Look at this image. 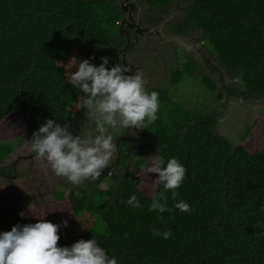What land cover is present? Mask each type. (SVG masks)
I'll return each mask as SVG.
<instances>
[{
  "label": "trees",
  "instance_id": "trees-1",
  "mask_svg": "<svg viewBox=\"0 0 264 264\" xmlns=\"http://www.w3.org/2000/svg\"><path fill=\"white\" fill-rule=\"evenodd\" d=\"M111 1L0 0V138L14 136L17 129H5L4 124L16 116L33 136L49 119L63 126L81 113L84 93L71 85L69 74L85 59L93 65L101 55L114 61L111 44L119 36V26ZM148 1L154 7L173 2ZM180 1L184 17L177 31H201L216 64L229 76H240L243 87L228 89L230 95L244 101L264 99V0ZM191 60L184 73H194ZM174 76L179 80L182 72ZM204 82L215 89L209 78ZM155 92L157 119L147 124L145 136L153 138L165 167L176 158L186 168L177 191L191 213L149 211L164 191L162 184L154 183L158 174L127 167L105 190L76 188L37 197L26 188V212L0 216V234L16 225L49 222L46 199L51 196L58 203L69 201L84 226L62 238L58 247L95 238L118 264H264V148L233 144L208 115L182 126L163 112L171 103L168 92ZM11 152V146L0 148V161ZM129 158L122 154L121 168ZM29 165L35 169L39 161L22 159L17 174ZM22 179L15 180V186ZM165 194L168 207L174 208L171 192ZM132 195L142 208L126 203ZM153 229L171 231V237L154 236Z\"/></svg>",
  "mask_w": 264,
  "mask_h": 264
},
{
  "label": "clouds",
  "instance_id": "clouds-1",
  "mask_svg": "<svg viewBox=\"0 0 264 264\" xmlns=\"http://www.w3.org/2000/svg\"><path fill=\"white\" fill-rule=\"evenodd\" d=\"M101 59L103 62L98 67L85 59L79 62L75 72L69 74L71 85L84 93L83 105L88 110L87 115L94 118L99 134L82 139L72 135L70 124L62 126L49 119L33 133L29 142L37 161L73 185L99 179L102 171L108 168L117 152L113 136L107 134L109 127L115 130L145 129L157 119L158 93L146 91L142 74L126 75L131 69L124 64L114 65L109 70V58ZM151 161L147 172L158 174L154 183L162 184L164 191L153 199L149 211L164 213L178 209L181 213H191V206L178 200L177 190L186 178V168L176 158L169 159L166 167L159 156L152 157ZM168 192L175 202L174 208L167 205L165 193ZM126 203L134 209L143 207L135 195ZM64 226L67 227V221ZM59 230V225L40 220L35 224L16 225L11 231L0 234V264H118L95 238L80 240L70 248L58 247ZM153 235L169 239L171 231L161 233L153 229Z\"/></svg>",
  "mask_w": 264,
  "mask_h": 264
},
{
  "label": "rangeland",
  "instance_id": "rangeland-1",
  "mask_svg": "<svg viewBox=\"0 0 264 264\" xmlns=\"http://www.w3.org/2000/svg\"><path fill=\"white\" fill-rule=\"evenodd\" d=\"M179 5L183 6L181 1L174 0L171 5L165 8L148 9L146 11L148 12L146 14L148 18L142 20V24L158 27L167 18L173 16L174 19L166 24L165 30L169 36H178L171 28L178 26L183 20V14L178 15L176 13L178 12L176 9ZM146 39L148 43H145V48H141L138 53H132L127 56L128 63L130 66L148 64L149 73L147 77L150 79L148 80L146 91L149 94L156 89L168 92L171 103L163 107V112L166 116L173 118L175 122L180 123L182 126L188 127L190 124L208 115L215 118L218 132L227 137L233 144H246L250 150L264 148V99L244 101L239 97L230 95L228 89L243 87L240 76H229L223 67L216 64L213 60L215 57L213 48L202 37L201 31L187 33L183 37L185 43H192L190 48L193 47L192 45H195L196 50L199 52L198 58L195 60L196 68L193 74L184 73L189 52L181 45H167L157 37H147ZM203 54L210 56L212 59L204 57ZM102 57L107 56L101 55L100 59L96 61L95 66L101 65L103 62ZM213 65L217 67L218 71L213 70ZM112 67L109 64L107 65L109 70ZM175 71L182 72L179 80H176L173 74ZM205 77L212 81L215 86L214 90L208 88L203 80ZM87 111L85 108L77 118L69 123V131L73 136H81L82 139H85L89 136L94 138L99 134L96 131L94 118L89 117ZM13 119V121L11 119L8 123H5L4 127L5 129L7 126V128L17 129L13 133L14 136L8 138L10 136L4 137L2 135L0 138V148L11 146L12 152L0 161V167L12 163V159L18 154L26 152V149H23V147L30 144L27 142V138L30 135L28 130L24 128L18 116ZM174 121H169V125L178 127ZM8 131L11 130L8 129ZM119 131H124V129L119 128L115 130L109 127L107 134L112 135L115 140ZM149 143H152V141ZM154 156L160 157V150L154 144L152 146L146 144L140 145L138 148L135 147L128 167L139 173L145 172L151 166V158ZM51 174L52 177L47 179L48 181L42 179L40 176H34L32 181L27 185L32 194L41 197L53 191L70 192L73 188L76 189L86 183L84 181L80 185H73L66 178L57 177L54 173ZM147 176L149 175H144V178ZM115 181L116 179L112 173L104 176L98 183V189L105 190ZM22 190L24 191V189ZM147 192L148 194L152 193L150 190H147ZM18 195H16V192L14 196L3 194V186L0 188V216H19V209L23 210V207L20 204L17 207L12 206L15 204L13 200L16 201ZM46 201L50 214L49 222L60 226L58 235L61 239L67 235L83 231L84 226L72 212L69 201L58 203L51 196ZM64 221H67V227L64 226Z\"/></svg>",
  "mask_w": 264,
  "mask_h": 264
},
{
  "label": "flooded vegetation",
  "instance_id": "flooded-vegetation-1",
  "mask_svg": "<svg viewBox=\"0 0 264 264\" xmlns=\"http://www.w3.org/2000/svg\"><path fill=\"white\" fill-rule=\"evenodd\" d=\"M171 3L169 5H171ZM169 5H166L163 7H154L149 3L148 0H112L111 1V6H113V8L116 10V13H117V18H118L117 24L119 26L118 28L119 36L111 44L112 56H113L112 58L114 59V61L112 62L109 59L108 64L110 66H114L117 64H124L126 67H129L131 71L129 73H126V75H132V74H135L136 72H140L144 79L145 89L147 88L148 80L150 79L149 77H147V74L149 73L148 64L130 66L128 63L127 56H129L132 53H138L140 52L141 48H145V43L146 42L148 43L146 39L147 37H157L161 42L166 43L167 45H181L185 50L189 52L188 53L189 56L187 57V60H186L187 62L190 59H192L191 61H193L195 64L196 62L195 60H197L198 58L197 55L199 54V52L198 50H196L195 45H192L194 48L193 47L190 48L192 43L186 42L187 43L186 44L183 37L187 33H194V32H198L199 30L179 33L177 31L178 28L180 27V24H179L178 26H173L171 28L175 33L178 34V36H171V35L169 36L166 33L165 26L172 19H174L173 16H171L170 18H167L158 27H151V26L142 24V20L144 19L146 20L148 18L146 15L148 13L146 12L148 9H161ZM179 7L176 9L178 11L176 13L178 15L183 14L184 16V12L181 10L182 7L180 5ZM141 38L143 39L141 40ZM185 45H188L189 47H185ZM203 56L206 58L208 57V59L211 58L210 56H207L205 54H203ZM111 62L114 63V65H112ZM195 68H196V64H195ZM176 72L178 71H175L173 74L175 75ZM206 78L207 77L203 78V80ZM84 110H85V107L83 108L81 113ZM123 129L124 131H119V134L116 136L114 140V143L117 144V152L114 154L112 160L109 162L108 168L102 171V174L99 179L85 180L86 183L78 188L90 189V190L94 188H98V186H95V184L98 180L102 179V177L107 176L112 173L115 178L117 176H120L124 172V170H128L127 167L129 166L131 157L133 155V150L135 147L138 148L140 147V145H146V144H149L151 146L152 144H154L156 146V144L153 141V138H148L145 136L144 129H139V128H134V129L123 128ZM32 137L33 136L31 134L28 136L27 138L28 143L31 141ZM150 141H152V143H149ZM156 148L158 149L157 146ZM23 149H26L25 153L18 154L17 155L18 157L16 156L14 159H12V163H10L9 165H4L0 167V182L3 185V194H9L11 196H14L15 192H16V195L19 194L18 197H16V201L13 200L15 204L12 205L13 207H17V205L20 204V206L23 207V210L19 209V212H20L19 216L26 212V206L23 203V200H24L23 195L27 191L26 188H29L27 185L32 181L34 176L35 175H37V177L40 176L42 177V179L48 181L47 179L51 178L52 177L51 173H53L50 167L41 166L42 164L39 162V165H38L39 167H36L35 169H33L30 166L31 165L30 164L28 166V169L24 171L22 175L19 176V174H17L18 173L17 168H18V165L20 164V161L22 159L32 160L35 158V155H36L32 151L30 144L28 146L25 145ZM122 154H127L130 157L127 165L124 168L120 167ZM18 178H23V179H22V184L17 187L15 186L16 184L15 180H17ZM91 186L93 187L91 188ZM22 189H24V191ZM21 190H22V193H21ZM30 193H32L31 190H30ZM8 217H13V216H8Z\"/></svg>",
  "mask_w": 264,
  "mask_h": 264
}]
</instances>
